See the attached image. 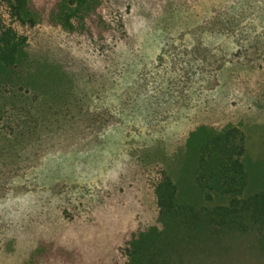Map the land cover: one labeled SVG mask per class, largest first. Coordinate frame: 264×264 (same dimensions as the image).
<instances>
[{"label":"rangeland","instance_id":"rangeland-1","mask_svg":"<svg viewBox=\"0 0 264 264\" xmlns=\"http://www.w3.org/2000/svg\"><path fill=\"white\" fill-rule=\"evenodd\" d=\"M110 1L128 11L109 63L42 17L0 71V264H111L156 218L149 171L176 172L197 124L264 154V0Z\"/></svg>","mask_w":264,"mask_h":264},{"label":"trees","instance_id":"trees-1","mask_svg":"<svg viewBox=\"0 0 264 264\" xmlns=\"http://www.w3.org/2000/svg\"><path fill=\"white\" fill-rule=\"evenodd\" d=\"M126 10L110 0H0V71L17 68L42 17L92 63L105 64L127 39ZM25 110L19 137L31 133ZM182 150L176 172L149 171L156 218L129 229L111 264H264V154L254 162L229 124L195 125Z\"/></svg>","mask_w":264,"mask_h":264}]
</instances>
